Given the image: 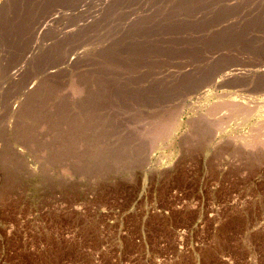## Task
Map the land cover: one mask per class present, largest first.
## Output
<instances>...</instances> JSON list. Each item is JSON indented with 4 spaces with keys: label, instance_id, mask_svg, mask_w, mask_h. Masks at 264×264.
I'll use <instances>...</instances> for the list:
<instances>
[{
    "label": "rangeland",
    "instance_id": "rangeland-1",
    "mask_svg": "<svg viewBox=\"0 0 264 264\" xmlns=\"http://www.w3.org/2000/svg\"><path fill=\"white\" fill-rule=\"evenodd\" d=\"M0 264H264V0H0Z\"/></svg>",
    "mask_w": 264,
    "mask_h": 264
}]
</instances>
